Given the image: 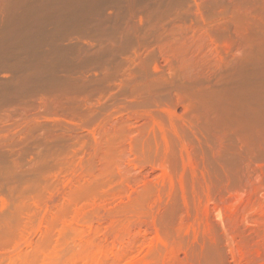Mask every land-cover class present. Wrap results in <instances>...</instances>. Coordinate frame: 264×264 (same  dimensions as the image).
Instances as JSON below:
<instances>
[{"label":"rangeland","instance_id":"rangeland-1","mask_svg":"<svg viewBox=\"0 0 264 264\" xmlns=\"http://www.w3.org/2000/svg\"><path fill=\"white\" fill-rule=\"evenodd\" d=\"M200 30L186 79L162 45ZM127 112L137 179L86 150ZM96 261L264 264V0H0V264Z\"/></svg>","mask_w":264,"mask_h":264},{"label":"bare ground","instance_id":"bare-ground-1","mask_svg":"<svg viewBox=\"0 0 264 264\" xmlns=\"http://www.w3.org/2000/svg\"><path fill=\"white\" fill-rule=\"evenodd\" d=\"M197 28V27H196ZM204 29V28H203ZM182 31V30H181ZM185 31V30H184ZM187 32H189V31H187ZM187 32H185L186 33V35H185V33L183 34V35H185L184 37H183V35H182V39L180 38V36H179V39L176 41H174V42H172V40L170 41V42H172V43H170V44H168V45H164V44H166V43H164L162 46H164V49H163V47H162V49H163V55H165V54H168V55H170V61H171V63H170V65H172V67L171 68H173L174 66L176 67V69H177V71L182 75V77H185L186 79L187 78H194V77H196L197 75H199V74H203V73H205V72H207V70L209 69V70H211L210 68L212 67L213 68V66H214V64L216 63L215 62V60H217L216 59V57H217V53H218V50H219V48H218V50L216 49L217 47H216V42H214V40L215 39H213V42L216 44H214V47H216L215 49H216V53L214 52V48L212 47V45L210 44L211 42H210V39H211V34L209 35V33L207 32V33H204L203 31H201L200 30V33L198 34L197 33V35H192L193 37H190V33H192V31L190 32V33H187ZM206 32V31H205ZM193 33H194V31H193ZM196 33V32H195ZM181 34V33H180ZM189 35V36H188ZM214 37V36H213ZM211 41H212V39H211ZM229 43H231L230 41H229ZM246 45V44H245ZM230 46V48H231V45H229ZM235 46V45H234ZM237 46V45H236ZM235 46V47H236ZM238 47H239V45H238ZM161 48V47H160ZM225 48H229V47H225ZM230 48H229V51H228V53H232V49L230 50ZM162 49H160L161 50V52H162ZM212 49V50H211ZM241 49V48H240ZM240 49H238V50H240ZM159 50V51H160ZM228 50V49H227ZM235 50V49H234ZM238 50L236 51L235 50V52H238ZM231 51V52H230ZM214 52V53H213ZM239 52H241V51H239ZM165 53V54H164ZM227 53V54H228ZM214 54L216 55L215 56V58H214ZM220 54V53H219ZM162 55V54H161ZM228 56H229V54H228ZM165 57V56H164ZM166 58H168V57H165V62H167V60H166ZM218 58V57H217ZM235 58V57H234ZM163 59V58H162ZM215 59V60H214ZM220 60V59H219ZM170 61H168V62H170ZM223 60L221 59V62H222ZM234 61V60H233ZM225 62V61H224ZM230 62V61H229ZM217 63H218V61H217ZM166 64V63H165ZM165 64H164V66H165ZM168 64V63H167ZM166 64V65H167ZM162 65V64H161ZM169 65V64H168ZM215 66H217L216 64H215ZM219 67H220V64H219ZM167 68H170V67H168L167 66ZM175 70V69H174ZM213 70H214V68H213ZM208 73V72H207ZM213 73V72H212ZM211 74V73H210ZM203 75H205V74H203ZM202 79V78H201ZM193 81V80H192ZM184 99V98H183ZM47 100H49L48 98H47ZM45 101L43 100V103H44ZM49 102V101H48ZM54 102V101H53ZM41 103V102H40ZM42 103V104H43ZM51 103H52V101H51ZM51 103H44L43 105H45L46 107L45 108H47L46 109V111H48V110H52L53 111V108H54V106H53V103L51 104ZM192 103V102H191ZM193 104V103H192ZM41 105V104H40ZM43 105H42V109H43ZM133 105V104H132ZM137 106V105H136ZM193 106V105H192ZM130 107H132V106H130ZM138 107V106H137ZM190 107V106H189ZM125 108V107H124ZM30 109V108H29ZM126 109V108H125ZM193 109V108H192ZM19 110H23V109H19ZM33 110V109H32ZM31 110V111H32ZM180 110V109H179ZM184 110V109H183ZM28 111L29 110H27V113H28ZM34 111V110H33ZM50 111H49V113H50ZM54 111H57V109L55 108V110ZM155 111V110H154ZM194 111V110H193ZM192 111V112H193ZM25 112V111H24ZM38 112V111H37ZM40 112V111H39ZM38 112V113H39ZM133 112V111H132ZM26 113V112H25ZM26 113V114H27ZM53 113V112H52ZM52 113H50V114H52ZM181 113V112H180ZM184 113V112H183ZM182 113V114H183ZM18 114V113H17ZM35 114V113H34ZM115 114V113H114ZM124 114V113H123ZM126 114V113H125ZM22 114H20V116H21ZM40 115V114H39ZM113 115V114H112ZM127 115H129V116H121V118L119 117H117V118H111L110 116V118H107L105 121H106V123H105V126H103L104 128H102L103 129V132L102 133H104L103 134V137L104 138H106V137H111V138H113V137H118L119 138V142L121 141L120 140V137L121 136H123V140H124V138L126 137V136H129V137H133V141L132 142H130V140H129V144L128 143H126V142H124V141H121L120 143H118V145L119 146H117V155L114 157V156H111L110 154H109V150L107 151L106 150V148H105V145H104V140L103 139H99V140H97L96 142H94V144H92L91 145V147L90 148H87L86 150H88V152L89 153H91L90 155H92L93 156V163L95 164V166H96V169H98V172L100 171H105L106 172V170L107 169H110V166L111 165H115V167L117 166L118 167V169L121 171L120 173H122L123 175H125V176H127L128 178L130 177H132V178H136L137 179V177H139L138 175H137V173H136V170H139L137 167H138V165L139 164H137V161H133V160H131V156L133 155V154H135L134 153V151L135 150H133V143L136 141V140H138V141H140V138H142L143 136H144V133H146V132H144V128L146 127L145 125L147 124V123H149V116L148 115H146V116H148V118L147 117H145V116H143V115H137V116H133V113H132V116L130 115V113H128L127 112ZM161 115V114H160ZM192 115H194L195 116V113H193ZM157 116V115H156ZM25 117H26V115H25ZM29 117V116H28ZM108 117V116H107ZM153 117H154V115H153ZM159 117V116H158ZM161 117V116H160ZM196 117V116H195ZM198 117V116H197ZM16 118V117H15ZM5 119V118H4ZM26 119V118H25ZM157 119V118H156ZM194 119V118H193ZM196 119V118H195ZM6 121V120H5ZM165 121V120H164ZM176 121V120H175ZM190 121V120H189ZM163 122V121H162ZM196 122H197V120H196ZM16 123V122H15ZM104 123V122H103ZM166 123H168L167 121H166ZM194 123V122H193ZM135 126H134V125ZM137 124V125H136ZM165 124V123H164ZM102 125H104V124H102ZM130 125H132V126H130ZM150 125V124H149ZM145 126V127H144ZM177 126V125H176ZM101 128V127H100ZM99 128V129H100ZM185 128H186V126H185ZM101 130V129H100ZM147 130V129H146ZM169 130V129H168ZM168 130H167V132H168ZM180 131H181V129H180ZM171 132V131H170ZM178 132H179V130H178ZM101 133V132H100ZM185 133V132H184ZM85 134V133H84ZM150 134V133H149ZM170 134H172V133H170ZM187 134V133H186ZM101 135V134H100ZM180 135V134H179ZM125 136V137H124ZM150 136V135H149ZM168 137V136H167ZM90 138V137H89ZM110 138V139H111ZM117 138V139H118ZM149 137H147V139H148ZM168 138H170V137H168ZM173 138V137H172ZM97 139V138H96ZM113 139H116V138H113ZM112 139V140H113ZM116 139V140H117ZM128 138H125V140H127ZM219 139L220 138H218L217 139V142L219 141ZM178 140V139H177ZM83 141V140H82ZM88 141V140H87ZM118 141V140H117ZM117 141H115V142H117ZM150 141V140H149ZM86 142V141H85ZM110 142H111V140H110ZM113 142V141H112ZM111 142V143H112ZM137 142V141H136ZM146 141H144V143H145ZM114 143V142H113ZM140 143V142H139ZM147 143V142H146ZM168 143H170V142H168ZM221 143V142H220ZM219 143V144H220ZM85 144V143H84ZM90 144V143H89ZM110 144V143H109ZM138 144V143H137ZM136 144V145H137ZM148 144V143H147ZM150 144V143H149ZM107 145H108V143H107ZM106 145V146H107ZM135 145V146H136ZM173 145V144H172ZM172 145H170V146H172ZM137 147V146H136ZM173 147V146H172ZM171 147V148H172ZM109 148V147H108ZM111 148V147H110ZM137 149V148H136ZM140 150V149H139ZM171 150V149H170ZM169 150V151H170ZM137 151V150H136ZM158 151H160V150H158ZM145 153H147L146 151H144ZM85 153V152H84ZM140 154H141V152H140ZM154 154V153H153ZM219 154H221V153H219ZM89 155V156H90ZM147 155V154H146ZM156 155H158L157 154V151H156ZM167 155V154H166ZM171 155V154H170ZM170 155H167L168 157L170 156ZM80 156V155H79ZM136 156V155H135ZM137 156H139L138 154H137ZM142 156V155H141ZM140 156V157H141ZM86 157V156H85ZM140 157H138L139 159H141ZM146 157V156H145ZM155 157V156H154ZM88 159H90L89 157H88ZM137 159V158H136ZM86 160V159H85ZM143 160V159H142ZM141 160V162H143ZM146 162H148V161H146ZM83 163V162H82ZM88 164V163H87ZM87 164H85V165H87ZM77 165H78V163H77ZM90 165H91V163H90ZM93 165V164H92ZM143 164H141V166H142ZM147 165H148V163H147ZM81 166H82V164H81ZM140 166V167H141ZM144 166V165H143ZM146 166V165H145ZM79 167V166H78ZM77 167V168H78ZM87 167H89V166H87ZM87 167H86V169H87ZM74 168V167H73ZM137 168V169H136ZM151 169H152V167H150ZM79 169V168H78ZM92 169V168H91ZM95 169V170H96ZM149 169V168H148ZM77 170V169H76ZM84 171H86L85 169H83ZM89 171V170H88ZM113 171V170H112ZM142 171V170H141ZM150 171V170H149ZM87 172V171H86ZM94 172V171H93ZM115 173H116V171H115ZM119 173V172H118ZM87 174H89L88 172H87ZM102 174V173H101ZM117 174V173H116ZM80 175V174H79ZM78 175V176H79ZM83 175V174H82ZM81 175V176H82ZM145 175V174H144ZM87 176V175H86ZM148 177V176H147ZM85 178V177H84ZM121 178V177H120ZM126 178V177H125ZM129 178V179H130ZM144 178H145V176H144ZM148 178H150L151 179V177H148ZM146 179L147 181L149 180V179ZM76 179V178H75ZM79 179H83V176H82V178H79ZM79 179L77 180V181H79ZM135 179V180H136ZM73 180V179H72ZM126 180H127V178H126ZM133 180V179H132ZM140 180V179H139ZM130 181V180H129ZM145 181V180H144ZM123 183H124V181H122ZM127 182H128V180H127ZM132 182V181H131ZM133 183V182H132ZM135 183V182H134ZM125 184V183H124ZM129 184V183H128ZM149 185H151V184H149ZM159 185V184H158ZM128 186V185H127ZM144 188H146L145 186H143ZM142 187V188H143ZM156 188V187H155ZM165 188V187H164ZM140 189V188H139ZM145 190V189H144ZM140 191H141V189H140ZM146 191V190H145ZM142 192V191H141ZM147 192V191H146ZM158 192V191H157ZM142 194H144L143 192H142ZM55 195V194H54ZM53 195V196H54ZM156 195V194H155ZM144 196V195H143ZM142 196V197H143ZM60 196H57V198H59ZM156 197V196H155ZM48 198V197H47ZM50 198V197H49ZM48 198V199H49ZM54 198H56V197H54ZM53 198V200H55ZM140 199H142V198H140ZM153 199H154V197H153ZM47 200V199H46ZM156 201H157V199H155ZM154 200V201H155ZM42 201V200H41ZM56 201V200H55ZM148 201H149V199H148ZM49 202V201H48ZM43 203V202H42ZM44 204V203H43ZM55 203L53 202V204L52 205H54ZM152 204V203H151ZM51 205V206H52ZM149 205V204H148ZM100 206H103V205H100ZM105 206V205H104ZM155 206V205H154ZM97 207V206H96ZM120 207V206H119ZM123 207V206H122ZM121 207V208H122ZM149 207V206H148ZM165 207V206H164ZM105 208V207H104ZM104 208H103V210H104ZM109 208V207H108ZM117 208V207H116ZM121 208H120V210H121ZM153 208V207H152ZM96 209H99V208H95V210ZM102 209V208H101ZM119 208H117L116 210H118ZM100 211L101 210H99V214H100ZM123 211V210H122ZM94 212V211H93ZM105 212V211H104ZM146 212H147V210H146ZM106 213V212H105ZM122 212H120V214H121ZM95 214V213H94ZM107 214V213H106ZM109 214V213H108ZM123 214V213H122ZM95 215H97V214H95ZM103 215H104V213H103ZM163 215V214H162ZM100 216V215H99ZM105 216V215H104ZM104 216H102L101 215V217L100 218H104ZM108 216V215H107ZM114 216V215H113ZM117 216V215H116ZM143 216H146V215H143ZM111 217V216H110ZM120 217H123V215L122 216H120ZM159 217H160V215H159ZM96 218V217H95ZM102 218V219H103ZM115 218V217H114ZM118 218V217H117ZM139 218V217H138ZM151 218V217H150ZM101 219V220H102ZM105 219V218H104ZM111 219V218H110ZM121 219V218H120ZM123 219V218H122ZM149 219V218H148ZM100 220V221H101ZM106 220H107V217H106ZM112 221H113V219H111ZM119 220V219H118ZM97 221V220H96ZM108 222V224H109V222H111V221H109V220H107ZM120 221V220H119ZM123 221V220H122ZM146 221V220H145ZM148 221H150V220H148ZM147 221V222H148ZM118 223V222H117ZM145 223V222H144ZM116 224V223H115ZM119 224V223H118ZM113 225V224H112ZM132 225V224H131ZM106 226V225H105ZM108 226H111L110 224L108 225ZM118 226V225H117ZM120 226V225H119ZM121 226H122V224H121ZM98 227V226H97ZM96 227V228H97ZM115 227V226H114ZM125 227V226H124ZM127 227V226H126ZM125 227V228H126ZM139 227V226H138ZM99 228V227H98ZM97 228V229H98ZM110 228V227H109ZM111 228H113V227H111ZM116 228V227H115ZM130 228V227H129ZM132 228V227H131ZM100 229V228H99ZM114 229V228H113ZM124 229V228H123ZM138 229V228H137ZM105 230V229H104ZM107 230V229H106ZM109 230H111V231H114V230H112V229H109ZM108 230V231H109ZM121 230V229H120ZM126 230H129V229H126ZM124 231V230H123ZM103 232V231H102ZM116 232V231H115ZM131 232V231H130ZM129 232V233H130ZM114 233V232H113ZM122 233H124V232H122ZM121 232L119 233V234H122ZM118 234V233H117ZM105 235H107V234H105ZM116 235V234H115ZM114 236V235H113ZM119 237V236H118ZM111 238H112V236H111ZM113 238H115V240H117L116 239V237H113ZM90 239V238H89ZM119 239V238H118ZM86 240V239H85ZM84 240V241H85ZM88 242V241H87ZM95 264H102L101 262H99V261H96V263Z\"/></svg>","mask_w":264,"mask_h":264}]
</instances>
